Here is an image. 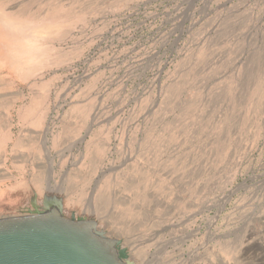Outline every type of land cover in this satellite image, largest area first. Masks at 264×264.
Wrapping results in <instances>:
<instances>
[{"label": "rangeland", "instance_id": "1", "mask_svg": "<svg viewBox=\"0 0 264 264\" xmlns=\"http://www.w3.org/2000/svg\"><path fill=\"white\" fill-rule=\"evenodd\" d=\"M11 24L0 219L58 206L120 264H264V0H0Z\"/></svg>", "mask_w": 264, "mask_h": 264}, {"label": "water", "instance_id": "2", "mask_svg": "<svg viewBox=\"0 0 264 264\" xmlns=\"http://www.w3.org/2000/svg\"><path fill=\"white\" fill-rule=\"evenodd\" d=\"M111 252L92 227L73 225L58 206L40 216L0 219V264H120Z\"/></svg>", "mask_w": 264, "mask_h": 264}, {"label": "bare ground", "instance_id": "3", "mask_svg": "<svg viewBox=\"0 0 264 264\" xmlns=\"http://www.w3.org/2000/svg\"><path fill=\"white\" fill-rule=\"evenodd\" d=\"M6 27H8V32L7 33L5 32L0 35L1 40H4L6 44L9 46L6 57H11L13 56V54H16V55L22 54L23 56H29L31 54V51H30L31 49L30 50L26 49L25 45L21 41H19L18 38L19 36H21V37H25V39H29L30 30L27 29L25 26L24 28L18 29L13 24L9 26L7 25ZM27 61L28 60H26V62Z\"/></svg>", "mask_w": 264, "mask_h": 264}, {"label": "crops", "instance_id": "4", "mask_svg": "<svg viewBox=\"0 0 264 264\" xmlns=\"http://www.w3.org/2000/svg\"><path fill=\"white\" fill-rule=\"evenodd\" d=\"M9 137H7L6 138V140H5V143L6 142H8V141H11L12 140V135H8ZM5 143H0V146H3ZM1 171V170H0ZM4 170H2L1 172H0V177H2V172H3ZM7 180V179H6ZM0 181H5V179L4 180H0ZM1 182V183H2ZM2 186L0 185V193H1V191H3V189L1 188ZM16 189V188H15ZM16 192H17V190H16ZM2 194V193H1ZM20 203H24V201L22 200V199H1L0 198V210L1 209H13V208H17L18 209V207H19V204ZM20 208V207H19Z\"/></svg>", "mask_w": 264, "mask_h": 264}]
</instances>
